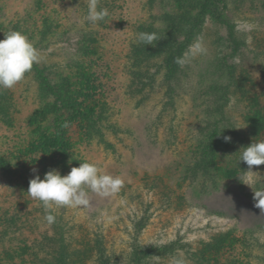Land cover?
<instances>
[{
    "label": "rangeland",
    "instance_id": "rangeland-1",
    "mask_svg": "<svg viewBox=\"0 0 264 264\" xmlns=\"http://www.w3.org/2000/svg\"><path fill=\"white\" fill-rule=\"evenodd\" d=\"M189 1L118 0L120 9L93 25L87 21L89 0H0V39L12 30L22 32L43 57L39 66L71 79L72 95L103 96L106 113L96 126L102 138L87 140L85 125L65 113L69 147L64 162L51 169L67 175L89 162L124 180L121 191L109 197L89 191L87 208L46 210L27 193L29 181L36 175L43 179L50 168L39 163L43 157L33 150L28 127V118L42 107L37 84L28 73L15 87L2 89L8 92L10 121L0 119V157L12 162L14 174L0 171V264H43L48 248L39 246L57 232L70 240L72 264H97L91 241L102 242L110 262L123 264L141 218L146 225L138 244L177 248L146 264H172L174 258L186 264H264V209L254 199L255 190H264V165L249 174L240 161L241 148L264 141V0L226 1L236 37L244 43L238 53L232 54L227 28L207 18L198 36L206 55L185 64L171 89L153 67L157 62L150 63L152 85L130 93L136 28L165 31L166 17L181 13ZM114 2L99 0L98 6ZM83 34L94 41H84ZM81 45L96 54L82 55ZM222 58L234 66L232 76L218 64ZM217 122L240 142L232 151L214 153L212 176L195 168L203 156L205 128ZM48 124L53 126L51 117ZM47 214L56 221L49 223Z\"/></svg>",
    "mask_w": 264,
    "mask_h": 264
},
{
    "label": "trees",
    "instance_id": "trees-1",
    "mask_svg": "<svg viewBox=\"0 0 264 264\" xmlns=\"http://www.w3.org/2000/svg\"><path fill=\"white\" fill-rule=\"evenodd\" d=\"M227 0H191L188 2L186 9L179 14L173 16H167L168 27L165 31L158 32L150 29L147 26L139 25L136 28L137 39L136 43L131 47L130 51V66L129 74L132 78L131 95L145 86H151L153 83L154 74H150V63L157 62L153 67L157 70V73L161 71L166 83H169L179 79L182 75L183 67L176 63L178 57H182L195 42L200 35L205 20L211 19L214 24L224 26L227 28V40L232 47V54L238 53L244 43L236 37V31L233 24L230 22L227 10ZM118 0H115L113 4H106L104 8L108 13H114L120 7L117 6ZM197 4L194 10H191V6ZM141 32L156 33L158 40L153 42V45L146 46L139 42L138 35ZM84 35V34H83ZM44 38V35H42ZM5 37L1 38L3 40ZM84 41H94L90 34L84 35ZM36 47V44H34ZM79 52L84 56H94L96 51L88 46H79ZM218 64L221 68H227L228 73L233 75L234 66L229 64L226 58H222ZM76 68L82 70L81 64H76ZM32 74L34 81L37 84L38 99L42 104V107L36 113H33L28 118V127L30 129L31 137L35 138L33 141V150L37 151L43 158L39 163L48 165L50 170L55 165L64 162V157L67 155V149L69 143L66 140V133L64 132L65 123L63 122V115L65 113H72V119L75 122L83 123L85 125L84 137L87 140H92L93 135L98 134L102 138L101 133L97 132V123H100L105 115L106 108L101 94L98 96L92 94L85 96H74L71 93L73 88L71 79L63 76L60 73L52 72V68L47 66L34 65L33 70L29 73ZM214 86L212 85V89ZM226 89H223L224 95ZM170 96V91H169ZM219 97V96H218ZM223 98V97H222ZM81 101H78V100ZM8 92L0 89V119L8 123L10 121L8 111L10 109V103L8 102ZM214 102V101H213ZM227 102V101H225ZM216 105V103H215ZM217 107V105H216ZM221 109V108H220ZM221 111V110H220ZM52 118L53 126L46 125L47 118ZM64 123V124H63ZM71 124V123H69ZM205 128L203 136L206 137L200 148L203 156L200 160V164L195 169L204 171V174L213 176L211 168L216 170V153L220 149L233 150L236 144L240 142L238 135L233 131H227V126H222L220 122L208 124ZM225 133H229L231 136V142H225L223 137ZM200 147V146H199ZM199 149V148H198ZM47 162V163H46ZM49 162V163H48ZM50 165V166H49ZM12 162L0 157V171L6 176H12L14 174ZM210 178V177H209ZM211 181H215L214 178ZM145 218L139 219L135 225L136 236L132 239L131 250L129 252L128 260L123 264H146V262L152 258H166L171 256L177 250L175 243L169 245H149L141 246L138 244V235L141 230L144 229L146 222ZM56 220H54L55 222ZM91 241V240H90ZM93 245L91 250L95 251L98 258L97 264H118L110 262L104 255L102 242L91 241ZM89 244V242H87ZM41 251L48 248L45 251V259L41 262L43 264H72L75 254L70 248V240H66L62 232H57L53 237L43 238V244H41ZM209 251L212 248L208 247ZM76 259V258H75ZM47 261V262H46ZM229 264V263H227ZM230 264H237L230 261Z\"/></svg>",
    "mask_w": 264,
    "mask_h": 264
},
{
    "label": "clouds",
    "instance_id": "clouds-1",
    "mask_svg": "<svg viewBox=\"0 0 264 264\" xmlns=\"http://www.w3.org/2000/svg\"><path fill=\"white\" fill-rule=\"evenodd\" d=\"M99 0H89L87 21L90 24L102 22L108 16L106 9L100 8ZM139 42L153 45L158 40L156 33L141 32ZM207 48L203 37H197L193 45L176 63L183 67L198 56L206 55ZM43 57L35 45L20 31L12 30L0 40V89H11L23 81L26 74L33 70L34 65L41 63ZM67 126V125H65ZM225 142H231V137L224 136ZM240 161L248 166L247 173L253 172V166L264 165V141L253 142L243 147ZM249 185V184H247ZM124 186V180L119 176L105 174L95 163L83 162L79 167H72L67 175H61L57 169H51L41 179L39 175L29 181L28 195L41 202L48 210L53 205L67 208H87L91 200L89 191L98 196L109 197L117 194ZM250 186V185H249ZM256 206L264 209V190H255ZM45 219L52 223L55 217L47 214ZM172 264H186L183 258H174Z\"/></svg>",
    "mask_w": 264,
    "mask_h": 264
}]
</instances>
